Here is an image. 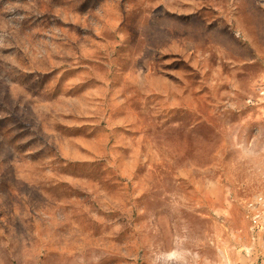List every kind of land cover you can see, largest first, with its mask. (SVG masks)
<instances>
[{
    "label": "rangeland",
    "instance_id": "obj_1",
    "mask_svg": "<svg viewBox=\"0 0 264 264\" xmlns=\"http://www.w3.org/2000/svg\"><path fill=\"white\" fill-rule=\"evenodd\" d=\"M0 264H264V0H0Z\"/></svg>",
    "mask_w": 264,
    "mask_h": 264
},
{
    "label": "built area",
    "instance_id": "obj_2",
    "mask_svg": "<svg viewBox=\"0 0 264 264\" xmlns=\"http://www.w3.org/2000/svg\"><path fill=\"white\" fill-rule=\"evenodd\" d=\"M259 203H261V197H258L255 201H251L249 203V206H252L254 210L253 213L250 214V219L256 228L262 229L263 228V222H262L263 214H261V210H259L258 208L255 209L256 204H259Z\"/></svg>",
    "mask_w": 264,
    "mask_h": 264
},
{
    "label": "clouds",
    "instance_id": "obj_3",
    "mask_svg": "<svg viewBox=\"0 0 264 264\" xmlns=\"http://www.w3.org/2000/svg\"><path fill=\"white\" fill-rule=\"evenodd\" d=\"M167 258H168L169 260H171V259H176V253H175V252L169 253L168 256H167Z\"/></svg>",
    "mask_w": 264,
    "mask_h": 264
}]
</instances>
